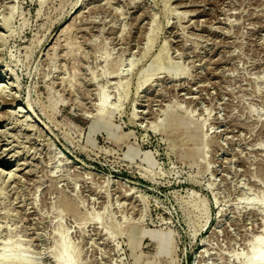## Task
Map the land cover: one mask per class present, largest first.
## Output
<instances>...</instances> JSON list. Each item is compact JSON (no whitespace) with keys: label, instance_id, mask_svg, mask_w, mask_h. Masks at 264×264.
Masks as SVG:
<instances>
[{"label":"rangeland","instance_id":"1","mask_svg":"<svg viewBox=\"0 0 264 264\" xmlns=\"http://www.w3.org/2000/svg\"><path fill=\"white\" fill-rule=\"evenodd\" d=\"M0 25V264L264 244V0H0Z\"/></svg>","mask_w":264,"mask_h":264},{"label":"bare ground","instance_id":"2","mask_svg":"<svg viewBox=\"0 0 264 264\" xmlns=\"http://www.w3.org/2000/svg\"><path fill=\"white\" fill-rule=\"evenodd\" d=\"M3 25H0V28L2 29V28H4V27H2ZM2 38H0V40H1ZM165 66V65H164ZM7 87H5V86H0V99H2L3 101L5 100H7L6 102L8 103V99H7V97L5 96L6 94H7ZM9 92V91H8ZM10 97L11 96H13V95H9ZM106 99L107 98H105V96H101V99H100V106H101V111H103L104 109H103V107H104V104H106ZM11 100V99H10ZM13 100V99H12ZM14 100H15V98H14ZM13 100V101H14ZM11 102V101H10ZM6 120V118H5V116H3V115H0V125L3 123V121H5ZM3 125V124H2ZM5 134V133H4ZM3 134V135H4ZM1 135V134H0ZM2 138V137H1ZM1 164H3V166H7V162L6 163H4V161H2L1 162ZM11 174V172L9 173V174H7L6 175V177L8 176L9 177V175ZM262 250H264V244L263 243H260V242H257V249H255V250H253V252H252V255H251V257L249 258V260H247L246 262V264H248V263H250V262H254V264H262V255L264 254V251H262ZM61 264H63L62 262H61Z\"/></svg>","mask_w":264,"mask_h":264}]
</instances>
